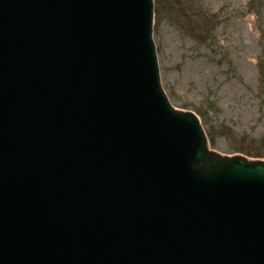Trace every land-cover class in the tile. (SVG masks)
<instances>
[{"label":"water","instance_id":"95a60500","mask_svg":"<svg viewBox=\"0 0 264 264\" xmlns=\"http://www.w3.org/2000/svg\"><path fill=\"white\" fill-rule=\"evenodd\" d=\"M152 19L153 0H0V264H264V160L145 103Z\"/></svg>","mask_w":264,"mask_h":264},{"label":"rangeland","instance_id":"374dc122","mask_svg":"<svg viewBox=\"0 0 264 264\" xmlns=\"http://www.w3.org/2000/svg\"><path fill=\"white\" fill-rule=\"evenodd\" d=\"M154 39L172 103L210 146L264 159V0H155Z\"/></svg>","mask_w":264,"mask_h":264},{"label":"bare ground","instance_id":"6f19581e","mask_svg":"<svg viewBox=\"0 0 264 264\" xmlns=\"http://www.w3.org/2000/svg\"><path fill=\"white\" fill-rule=\"evenodd\" d=\"M144 5H145V2H144ZM139 10V8H137V11ZM140 18V16L138 17V19ZM156 57H157V59H156V62H157V65H158V68H159V74H160V81H158L159 83H163L162 82V76H161V70H160V63H159V58H158V55H156ZM149 85V84H148ZM150 86V85H149ZM152 88H154V87H148V91L149 90H153ZM146 89V88H145ZM162 91H163V93H162ZM160 94L159 95H154L153 97H151V96H149V93H148V95L147 96H145V103H149V102H151L152 104H154L155 103V101H154V99H164V100H166L167 98H166V94H164L165 93V90H164V88H161L160 89ZM152 94V93H151ZM149 101V102H148ZM167 102H169L168 101V99L166 100ZM170 103V102H169ZM173 104V103H172ZM171 105V104H170ZM172 107H173V110L175 111V110H181V108H179V107H177V106H175L174 104L172 105ZM183 110H185V111H188V112H190V113H192V115H191V117H187L188 118V123L190 124V125H192V126H196V127H198L200 130H202L203 131V133H205V127H204V124H203V121H202V119H201V117L198 115V113L196 112V111H194V110H191V109H183ZM65 127H66V129L67 130H74V126H73V123L70 121V120H65ZM65 131V130H64ZM62 135H65V134H63V131L61 132V133H58L57 134V138L58 137H60V136H62ZM154 136V135H153ZM196 138H197V140H199V141H201V140H204L205 142H207L208 143V145L210 144V142H209V137H206V138H200V136L199 135H196ZM184 143H182L181 144V147H184ZM200 147H201V149H202V147H203V145H202V141L200 142ZM171 148V146H168V149H170ZM238 165V164H237ZM230 172H231V170H230ZM56 260V259H55ZM98 260V259H97ZM100 262H99V260L98 261H94V264H99Z\"/></svg>","mask_w":264,"mask_h":264},{"label":"trees","instance_id":"16d2710c","mask_svg":"<svg viewBox=\"0 0 264 264\" xmlns=\"http://www.w3.org/2000/svg\"><path fill=\"white\" fill-rule=\"evenodd\" d=\"M261 86H262V88H263V94H262V104H263V106H264V77H263V75H262V78H261Z\"/></svg>","mask_w":264,"mask_h":264}]
</instances>
